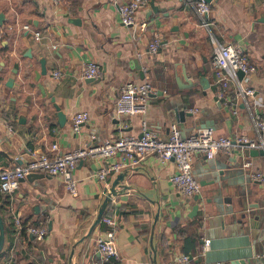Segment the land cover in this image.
<instances>
[{"label": "crops", "instance_id": "crops-1", "mask_svg": "<svg viewBox=\"0 0 264 264\" xmlns=\"http://www.w3.org/2000/svg\"><path fill=\"white\" fill-rule=\"evenodd\" d=\"M127 1L0 0V164H20L33 154L51 152L53 143L57 152H64L126 133L139 134L142 120L166 139L171 123L168 112L174 107L208 119L217 136L255 138L236 84L229 83L227 98L217 97L211 55L216 43L242 49L255 67L242 81L253 89L248 104L253 113L264 117V0H210L207 26L184 0H153L156 11L147 2L135 12L133 24L125 26L118 5ZM34 31L40 32V39ZM157 38L159 47L150 53L148 45ZM134 58L142 70L147 69L145 77L153 92L145 114L119 117L115 101L122 85L141 79L134 71ZM88 61L100 67L92 83L80 76ZM54 70L60 76L54 77ZM181 72L193 83L190 87L178 86L175 77ZM9 77L11 85L6 84ZM50 96L65 114L63 123ZM83 111L88 118L74 132L72 118ZM191 118L177 123L183 135L195 130ZM116 160L118 155L81 159L73 171L76 194L66 189L60 177L51 175L32 180L25 176L11 194L0 192L4 224L0 264L98 260L96 238L108 228L103 215L87 233L119 172L124 176L104 209V215L115 220L119 257L107 264H178L177 257L185 249L194 264H207L235 258L253 246L250 234L217 211L216 201L231 199L225 197V190L245 181L257 192L253 197L264 203V155L245 156L239 149L219 151L211 158L196 153L192 172L200 185L197 201L182 195L169 181L175 161H160L153 153L105 180L95 177L100 165ZM252 173L262 178L255 181ZM223 205L227 206L225 201ZM14 218L29 224L47 220V232L43 237L21 233ZM205 238L210 244L201 254Z\"/></svg>", "mask_w": 264, "mask_h": 264}, {"label": "built area", "instance_id": "built-area-1", "mask_svg": "<svg viewBox=\"0 0 264 264\" xmlns=\"http://www.w3.org/2000/svg\"><path fill=\"white\" fill-rule=\"evenodd\" d=\"M56 3L58 0H52ZM114 1V0H113ZM148 0H129L118 5L120 21L125 26H130L134 21L135 12ZM195 8L201 17L202 25L207 26L206 16L209 10V3L205 0H184ZM28 28V25H24ZM36 39L41 38L39 31L33 32ZM3 31L0 30V39ZM159 39L152 40L148 45V51L155 53L159 47ZM211 64L216 76L217 97L227 98L229 83L234 82L238 93L243 99V103L248 109L255 131V138H248L239 135L234 138L227 136H217L212 127L197 128L188 135L183 136L177 123H170L168 137L159 138L147 125L145 120L141 121L139 134H122L114 138H108L100 143L90 145L84 144L64 152H57L55 143L51 144V152L32 155L23 163H13L12 165L0 164V192L11 194L19 185L21 178L32 172H42L51 176L60 177L66 189L71 194H76V179L73 171L77 163L86 157L109 158L118 155V160L108 161L102 164L95 171L97 179L105 180L111 173H117L124 167L137 165L146 155L153 153L160 161L173 159L175 161V171L169 176L171 184L184 196L191 197L199 194L200 185L192 172V160L196 153H202L206 158L213 157L219 151L231 153L232 151L244 147H254L264 149V117L253 113L248 104V97L253 94V89L243 86L242 81H247L248 76L255 70L249 63L240 47L234 45H222L216 43L211 55ZM241 70L243 76L237 77V71ZM99 64L88 61L80 69L81 77H95L99 74ZM59 70H54V77L60 76ZM153 92L150 80L144 77L140 80H127L122 85L119 95L115 101V112L119 117L145 114L149 98ZM88 118L86 112L76 113L72 118V130L78 132L80 125ZM250 163L246 162L248 166ZM252 178L261 179L260 173H252ZM102 220L107 224L102 234L96 238V250L99 259L93 260L91 264H106L118 258L119 254L115 246L116 225L115 220L109 215L102 216ZM47 220L41 224L25 225V232L28 234L43 237L47 232ZM16 229L22 228L19 218H14ZM210 239H203L201 254L209 247ZM192 256L188 253H180L177 257L178 264H194Z\"/></svg>", "mask_w": 264, "mask_h": 264}, {"label": "water", "instance_id": "water-1", "mask_svg": "<svg viewBox=\"0 0 264 264\" xmlns=\"http://www.w3.org/2000/svg\"><path fill=\"white\" fill-rule=\"evenodd\" d=\"M205 1L210 2V0H205ZM153 2H154L153 0L148 1L151 10L156 11L157 6H155ZM1 17H3L2 12H0V18ZM133 63H134V71L137 72V76H139L142 79L147 69L142 70L141 64L139 63L138 59L134 58ZM41 73H45V69L43 65L41 66ZM242 76H243V72L241 70H238L237 77L241 79ZM175 78L180 88L190 87L193 84L192 82L189 81L188 77L186 78L184 72H181V74L176 76ZM96 80H97L96 77L85 78L86 83L89 82L92 83ZM203 80L206 81L205 78H203ZM12 81L13 79L9 77L6 81V84L11 85ZM50 99L53 102L55 109L57 110V115L60 123H63L65 120V114H63L59 106L55 104L53 96H50ZM168 116L170 118L171 123H179V124L185 122V117L187 116L192 117L191 121H189V124L194 129L213 126L208 119L205 120L198 117H194V114L191 111H187L183 108L179 109L177 107H174L171 111L168 112ZM231 153H234V151H232ZM241 153L245 156L264 155V149L254 148V147L252 148L244 147L241 150ZM45 175L47 174L42 172H32L26 175V178L32 180L34 178L38 179L44 177ZM123 176L124 173L119 172L116 179L112 182L108 190V193L105 195L98 209L97 215L89 228L87 235L93 229L94 225H96L101 219V216L103 215L108 200L110 199L111 195L116 191L115 186L118 180L123 178ZM253 180L256 181V179L254 178ZM250 187L251 186H249V184L243 181L241 183L239 182V184H236V187L234 186L231 190H225V197L227 198L230 196L231 199H224L225 204H227V206L223 205L224 201L222 202L220 199H219L220 201L217 200L216 208L220 214L229 215L231 224L236 223L237 227H239L241 231L251 235L253 240V246L250 249L241 252L239 256L235 258L231 259V257H229L227 260L223 259L215 263H207V264H263L264 263V259L262 258V256L264 255V203L263 202L260 203L258 200H256L253 197V195H255L257 192L253 191ZM198 198H199L198 194L192 196V199L195 201H197ZM197 209H198V204L197 202H195L192 207V211L195 212L197 211ZM3 242H4V224L0 214V250L3 246Z\"/></svg>", "mask_w": 264, "mask_h": 264}, {"label": "trees", "instance_id": "trees-1", "mask_svg": "<svg viewBox=\"0 0 264 264\" xmlns=\"http://www.w3.org/2000/svg\"><path fill=\"white\" fill-rule=\"evenodd\" d=\"M2 37H3V35H2ZM2 37H1V39H2ZM104 214H106V213L103 212V216H104ZM21 223H22V228L20 229V231H21V233H25V225H27V223L26 222H21ZM35 225H37V224H35ZM186 252L188 253V251H186V249H185V252L184 253H186Z\"/></svg>", "mask_w": 264, "mask_h": 264}, {"label": "rangeland", "instance_id": "rangeland-1", "mask_svg": "<svg viewBox=\"0 0 264 264\" xmlns=\"http://www.w3.org/2000/svg\"><path fill=\"white\" fill-rule=\"evenodd\" d=\"M183 135V134H182ZM183 136H185V135H183Z\"/></svg>", "mask_w": 264, "mask_h": 264}]
</instances>
